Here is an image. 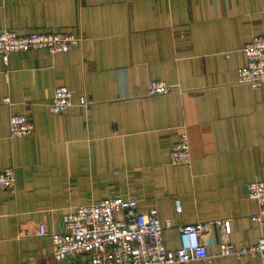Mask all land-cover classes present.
<instances>
[{"label": "crops", "instance_id": "0c3cea01", "mask_svg": "<svg viewBox=\"0 0 264 264\" xmlns=\"http://www.w3.org/2000/svg\"><path fill=\"white\" fill-rule=\"evenodd\" d=\"M38 29L83 40L64 53H14L8 65L0 57V169L13 167L18 187L0 188V264L55 263L40 224L64 231V213L114 196L158 209L170 249L181 247L180 226L211 223V258L192 264H264L220 255L224 240L241 248L264 237L248 193L264 177V85L238 79L242 47L264 33V0H0V31ZM151 80L174 89L149 95ZM60 86L72 106L54 114ZM13 113L31 115V136L10 135ZM185 128L193 162L175 166ZM226 220L227 236L217 224Z\"/></svg>", "mask_w": 264, "mask_h": 264}, {"label": "built area", "instance_id": "2783aa9c", "mask_svg": "<svg viewBox=\"0 0 264 264\" xmlns=\"http://www.w3.org/2000/svg\"><path fill=\"white\" fill-rule=\"evenodd\" d=\"M83 37L60 30L38 29L28 33L15 30L0 31V57L9 64L14 53L30 50H47L52 54L68 52L79 46ZM245 64L238 69V79L253 88L264 85V33L256 34L242 47ZM229 56V53H227ZM174 87L162 80L148 82L149 95H165ZM72 91L60 86L55 91L50 109L54 114L65 113L72 106ZM9 102V99H6ZM81 105L88 106L86 97ZM34 133V123L28 113H13L10 118V135L14 138L28 137ZM193 162L191 139L187 128L182 129L170 151V163L175 166H190ZM0 188L15 195L18 192L16 171L13 167L0 169ZM251 199L258 203L259 210L251 219L264 223V177L248 185ZM178 212L182 211L176 199ZM227 235L231 222L217 221ZM64 231L50 232L46 223H41L39 235H49L53 243L50 264H192L201 259H210L203 236L211 231V223H193L179 227L181 247L170 249L164 241V227L159 210H140L138 200L123 196L103 198L80 204L63 215ZM170 226V223H168ZM257 254L264 258V237L255 244L237 248L224 240L220 255L245 258Z\"/></svg>", "mask_w": 264, "mask_h": 264}]
</instances>
